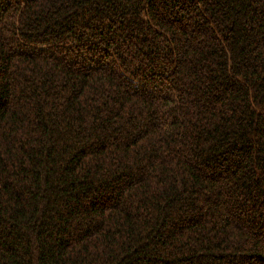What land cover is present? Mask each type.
Returning a JSON list of instances; mask_svg holds the SVG:
<instances>
[{"label": "trees", "instance_id": "1", "mask_svg": "<svg viewBox=\"0 0 264 264\" xmlns=\"http://www.w3.org/2000/svg\"><path fill=\"white\" fill-rule=\"evenodd\" d=\"M0 264H264V0H0Z\"/></svg>", "mask_w": 264, "mask_h": 264}]
</instances>
